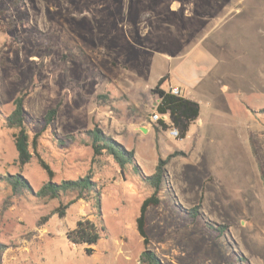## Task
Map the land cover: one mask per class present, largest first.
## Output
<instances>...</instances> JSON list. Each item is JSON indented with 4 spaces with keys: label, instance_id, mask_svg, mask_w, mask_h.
<instances>
[{
    "label": "rangeland",
    "instance_id": "374dc122",
    "mask_svg": "<svg viewBox=\"0 0 264 264\" xmlns=\"http://www.w3.org/2000/svg\"><path fill=\"white\" fill-rule=\"evenodd\" d=\"M175 1L181 12L170 9ZM189 7L190 14L183 13ZM192 51H210L216 62L193 69ZM135 74L142 78L136 81L139 88L158 74L165 77L164 87H204L224 109L217 121L204 123L205 139L196 140L191 153L195 125L183 139L174 138L170 127H158L161 154L170 148L189 151L190 162L177 157L168 164L176 179L188 170L193 187L212 193L209 203H201L204 219H193L164 183L161 203L146 212L147 248L163 264H264V0H0V176L20 174L33 192L49 180L34 154L19 165L14 130L5 126L3 117L24 90L29 136L38 134L37 154L53 171L52 181L91 171L102 187L104 226L87 255L65 233L82 217L99 225L92 201L78 200L63 217L53 214L44 221L57 200L29 192L12 196L0 180V243L6 247L1 264H140L144 246L135 218L151 189L129 165L121 171L106 156L91 164L90 139L83 132L96 126L107 134L114 121L121 132L151 112L148 101L140 105L125 94L112 96ZM56 104L55 120L44 126V115ZM249 120L256 125L248 145L257 178L240 136ZM122 143L136 146L141 162L153 159L151 134L126 135ZM200 148L205 154L218 148L222 192L203 181V162L195 160ZM205 221L227 230L219 236Z\"/></svg>",
    "mask_w": 264,
    "mask_h": 264
},
{
    "label": "trees",
    "instance_id": "16d2710c",
    "mask_svg": "<svg viewBox=\"0 0 264 264\" xmlns=\"http://www.w3.org/2000/svg\"><path fill=\"white\" fill-rule=\"evenodd\" d=\"M164 80L165 77L160 78L150 90L154 98L157 99L154 111L159 114H168L170 126L177 128L179 132L178 139H183L186 136L190 124L199 116V105L195 101L172 94L170 90L166 91L162 89L161 84ZM26 95L27 93L22 90L16 96L13 101L12 111L3 117L5 126L14 130V147L17 152V162L19 165L23 166L28 164L34 154L38 165L46 172L49 180L43 183L35 192L32 191L28 181L20 174L0 176V180L5 182V187L9 189L10 195L12 196L20 197L24 193L29 192L36 198L44 201L57 200L58 206L48 216L43 217L42 220L44 221L53 214L63 217L68 207L78 200L92 201L99 225L91 219L82 217L75 222L72 229L67 230L65 233L67 240L73 246L83 247L84 252L87 255H91L94 252L93 247L98 244L101 238V231L104 230L100 211L102 187L97 181L93 180V175L89 170L84 176L76 179H64L59 182L52 181L54 177L53 171L39 154H37L38 134L35 133L31 137L29 136L27 123L31 121V118L27 120L29 114L23 106ZM57 106L56 104L54 107L48 109L44 115L42 119L44 126L51 125L55 120ZM158 124L164 129L168 128L161 120L158 121ZM83 132L90 139L89 145L92 149L91 164H97L99 157L106 156L111 158L121 171L123 167L129 165L138 172L141 180L151 189V193L142 199L138 215L135 218L136 231L144 246V249L139 255V262L140 264H163L156 253L147 248L150 240L146 231V212L149 207H156L161 203L159 194L163 184L165 183V186L170 188L166 165L173 157L179 155L185 156V153L182 151H174L165 158L158 156L155 171L147 176L142 173L140 167L137 165L132 150H127L121 143L115 141L113 137L107 135L96 126ZM66 137L74 140L75 136L74 134H68ZM178 207L188 213L193 219L197 217L203 218L201 202L190 208H183L180 204H178ZM204 223L206 227L214 230L219 236L227 230V226L224 224H213L207 221ZM5 248V245L0 243V264L1 253Z\"/></svg>",
    "mask_w": 264,
    "mask_h": 264
},
{
    "label": "crops",
    "instance_id": "0c3cea01",
    "mask_svg": "<svg viewBox=\"0 0 264 264\" xmlns=\"http://www.w3.org/2000/svg\"><path fill=\"white\" fill-rule=\"evenodd\" d=\"M179 3V2H178ZM237 3H240V0H237ZM180 5V3H179ZM171 7V6H170ZM171 9V8H170ZM178 9L181 12L180 6L178 7ZM178 9L174 10L175 12H179ZM172 10V9H171ZM230 10V9H229ZM235 10V9H234ZM234 10H230L232 11L231 13H234ZM227 11V12H230ZM226 12V11H225ZM183 13L186 14H190V7L188 9H185ZM186 56H184L185 58ZM189 62L191 63V66L193 69H203L205 66L210 67L213 62L215 60V58L213 57V55L210 53V51H201V52H193L191 53V55L188 57ZM208 69V68H207ZM197 70H192L193 76L198 75ZM209 70V69H208ZM207 71V70H206ZM186 72V71H184ZM205 73V72H204ZM163 74H158L154 77V80L150 81V84H146V86H144V88H139L137 85L138 83L136 82L138 79H142L141 76L139 75H133L132 77H128V81L131 82V84H129L127 82L126 86H121L120 89H115L114 92H112V96H116V94H125L127 96H129L130 98H132L134 100V102L139 103L140 105H145L146 102H150V110L151 112H146L145 115L139 116L137 122H129V124L127 125V127H125L124 129H122V131L120 132L117 125L119 124L118 122L114 121L111 125V128L107 131V135H110L111 137H113V139L119 143H121L127 150H132L134 152V157L136 160V163L138 161L137 164L142 173L144 175H151L154 171H155V167L157 164V160H158V156H160L161 158H165L167 157V155L171 154L174 151H182L185 153V156H175L173 157L169 162L171 163L173 160H175L177 157H185L186 162H190L191 160H189L190 158H188L189 151L191 153L192 150L195 149V142L196 140L200 141L202 139H205V130L203 129L204 123L205 122H210L212 123V121L215 118H218L219 115L223 114L224 109L221 108V106L217 103H214V101L212 98H216L215 95L209 94V92L206 91V89L204 87H195V89L192 90H186L184 89V86H182L183 84H169L167 87L161 86L162 89L169 91L172 88H176L179 91V96H182L186 99L192 100V101H196L199 104V116L198 118L190 124V126L195 125L196 128L194 129V143L192 144L191 148L189 151H184V150H180L178 148H170V150H167L166 154H161L160 150H159V145H162L164 142H160L159 136L162 133V130H158V127L160 128L161 126L158 123H153L150 120V115L151 113L154 111V107L156 106L155 103L157 104V99L154 98V96L151 94L150 90L156 85L157 81L162 78ZM192 77V75H191ZM225 87H222V90H225ZM148 95V97H147ZM151 98H154L155 100H152ZM205 101H207V103H205ZM264 104V103H263ZM245 107V106H244ZM246 110V116L251 119L252 117L250 116L248 109L245 107ZM218 119H215V121H217ZM214 121V122H215ZM165 123V122H164ZM252 123V124H251ZM168 127H170L171 130V126L169 123H165ZM126 125V124H125ZM190 126L188 128V131L186 133V136L189 132ZM252 127V128H251ZM256 129V125L255 122H248L247 127L245 128V134L242 135L240 134L241 138H243V142L246 145V149L248 151L249 157L251 158V161L254 162L253 165V172L254 175L256 177V172L258 171V168L256 166L255 163V159L252 158V153L251 150L249 149V145H248V140H249V133L251 130L255 131ZM139 130V133L137 132ZM106 133V132H105ZM240 133V131H239ZM146 135V134H151L153 142H154V153H153V159L149 160L148 162L144 161L141 162L138 159V156L136 155V146H134V148H131V146H125L122 141H125V137L126 135H131L133 136H140V135ZM208 135V134H207ZM185 136V137H186ZM197 148V147H196ZM218 148H213L212 150L208 151L207 154L204 153L203 149H197L199 150V152L197 151V155L199 154L198 157L195 158V160L197 161V164L199 165L200 162H203V166L200 167L202 170V175H203V181L205 183H207L208 185L210 184L211 187L217 189V192H222V177L221 175L223 174V166L222 163L219 161V159L217 158L218 156V152H217ZM203 152V153H201ZM195 154V153H194ZM207 156L206 158L205 155ZM193 156V154H192ZM196 162H193V164H195ZM168 164L166 165V169H168L169 173L171 174V176L169 175V182H170V186L172 187L173 191L175 192V197L178 199V202L180 205L186 206L188 208L198 204V203H209L211 201V193L212 191H209L207 189H199V187H193L191 181L193 179V174H191L190 172H188V170H183V172H181L180 174V181H178L177 178V174L174 172H171L169 170ZM183 165V164H182ZM174 170V169H173ZM167 171V172H168ZM258 173V172H257ZM175 175V177L173 176ZM261 178V175H259ZM257 178V177H256ZM173 179V180H172ZM262 180V179H261ZM148 196V195H146ZM144 196V197H146ZM160 196V195H159ZM144 197H142L141 199H143ZM161 198V197H160Z\"/></svg>",
    "mask_w": 264,
    "mask_h": 264
},
{
    "label": "built area",
    "instance_id": "2783aa9c",
    "mask_svg": "<svg viewBox=\"0 0 264 264\" xmlns=\"http://www.w3.org/2000/svg\"><path fill=\"white\" fill-rule=\"evenodd\" d=\"M170 92L174 95H179V91L178 89L176 88H172L170 89ZM150 120L153 122V123H158L159 120L165 122V123H169L170 124V120H169V116L168 114H159L155 111H153L150 115ZM172 127V126H171ZM170 133L171 135L174 137V138H178L179 137V132H178V129L175 128V127H172L171 130H170Z\"/></svg>",
    "mask_w": 264,
    "mask_h": 264
},
{
    "label": "water",
    "instance_id": "95a60500",
    "mask_svg": "<svg viewBox=\"0 0 264 264\" xmlns=\"http://www.w3.org/2000/svg\"><path fill=\"white\" fill-rule=\"evenodd\" d=\"M178 6H179L178 1H175V2H173V4L171 5V9L176 10V9H178ZM155 105H156V103H155Z\"/></svg>",
    "mask_w": 264,
    "mask_h": 264
}]
</instances>
